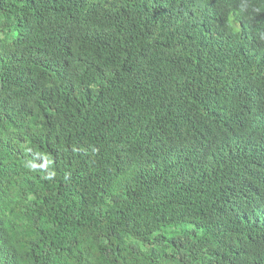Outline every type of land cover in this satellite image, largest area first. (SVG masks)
Listing matches in <instances>:
<instances>
[{
    "label": "trees",
    "instance_id": "16d2710c",
    "mask_svg": "<svg viewBox=\"0 0 264 264\" xmlns=\"http://www.w3.org/2000/svg\"><path fill=\"white\" fill-rule=\"evenodd\" d=\"M0 264H264V0H0Z\"/></svg>",
    "mask_w": 264,
    "mask_h": 264
}]
</instances>
